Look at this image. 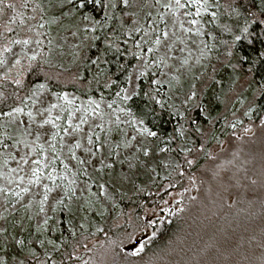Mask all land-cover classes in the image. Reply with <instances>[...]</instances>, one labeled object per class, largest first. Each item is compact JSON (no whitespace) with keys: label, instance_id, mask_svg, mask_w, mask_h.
I'll list each match as a JSON object with an SVG mask.
<instances>
[{"label":"snow or ice","instance_id":"obj_1","mask_svg":"<svg viewBox=\"0 0 264 264\" xmlns=\"http://www.w3.org/2000/svg\"><path fill=\"white\" fill-rule=\"evenodd\" d=\"M145 8L155 9L157 15L154 16L151 10L147 11L143 18L148 22V26L145 27L144 24L135 20L133 23L137 26L129 30L127 35L132 36L133 32L143 33L139 39L133 40L135 47L139 49L133 55L147 71H140L138 75H135V79H133V74L128 75L126 81L127 85L132 88L131 93H129V87H122L115 93L122 103L126 104L141 94L137 91L141 89L143 83L141 78L151 72L152 78L148 91H143V95L150 97L156 105L163 109L167 100L171 98L167 95L164 99L160 98L163 87L168 85L172 89L175 84H180L181 77H185L189 91L186 98L181 100V104L189 105L199 100L200 93L204 91V86L208 81L220 83L216 79L219 68L230 66L233 72H238V75L233 77V84L239 83L241 89L254 90L243 115L248 116L250 112L264 108V0H0V38H7L9 34L18 30L35 33L36 37H40L43 33L37 29H45L51 24L62 26L63 20L67 17L73 20L77 17L83 21L94 20L95 25L91 31L95 32L96 27L102 26L101 20L93 15L97 9L100 10V15L105 20L118 11L122 14L120 19L123 23L125 18L131 20L134 16L138 17L139 12ZM26 9L30 10V15L25 13ZM209 25L213 27L209 29ZM83 31L86 34L89 29L85 27ZM77 34L78 32H71L72 36H77ZM91 39L99 40L100 36H92ZM106 42L110 47H115L110 41ZM10 43L23 46L35 44L40 47L44 41L28 37L11 39ZM47 43L49 52L54 53L57 49H61L59 44L53 45L52 39H48ZM123 43L127 45L128 40L125 39ZM73 47L78 49L80 45ZM214 49L222 52L223 58L221 55H211ZM11 50V47H3L2 52ZM116 50L120 51L119 48ZM150 54L151 58H149ZM25 55L27 56V53ZM39 55L36 53L28 56V59L36 61ZM72 55L77 66L74 69H64V71L66 73L75 72L77 78H80L78 64L80 57L77 52H73ZM89 59L92 64H96L99 57ZM42 62L45 65L49 64L47 58ZM5 63L4 59H0V65ZM15 64H20V60L17 59ZM197 66L202 70L200 75H193L192 80H187L188 75L192 74ZM121 67L124 66L121 65ZM14 82L18 85L22 83L20 79ZM116 84L117 80H111L104 86L111 88ZM176 91L178 92L179 89ZM57 95L59 99L67 101L68 105L73 104V100L68 99L67 93L62 96ZM24 99L32 100V97L28 96ZM3 102V93H0V104ZM113 103L107 104L111 113L102 112L100 104L92 100L89 101V108L83 109L82 115H78L81 113L80 108L73 111L62 109V111H67V114L63 116V124L60 123L62 120L60 114L55 116L51 114L52 110L61 107L53 103L43 110L47 116L39 123L36 122L31 111L27 113L29 122L24 129V134L34 136V139L20 140L7 134L4 138H0V181H6V184L0 183V206L4 208V211L0 212V221H8L9 208L13 212L19 211L16 207L19 204L25 211L34 207L36 209L34 215L42 217V223L37 225L35 232L46 230L51 219L46 209V206L50 204V197L55 202L52 211H55L57 206L62 214L67 212L69 216L74 211H86L83 205L79 204L78 192L82 194L87 190L96 196L97 193L92 191L93 186H96L99 196H106V182L99 183L98 174H106V169H115L117 164L126 166L129 170L148 168L158 153L169 151L182 153L184 163L189 168L198 165L202 158L209 162L216 159V156L209 150L208 143L205 142V132L201 121L207 122L208 116L199 103L195 105V111L199 117H193L190 120L194 132L198 134L199 146L178 145L176 149L169 147L176 139L175 136L160 140L153 147L148 138H158V133L147 127L144 119H137L133 116L131 120H121V116L115 114ZM40 111L37 109L38 113ZM23 112L24 107L19 106L11 107L10 111L0 109V121L8 118L9 122H13L16 120V115ZM119 112L132 115L131 108H120ZM110 115H115L111 123L128 137L115 144L107 137L102 139L100 135L101 132L107 133L112 130L105 128L103 123L105 117ZM176 115L186 118L184 112L178 111ZM90 117H99L102 122L93 126L89 123ZM74 119L77 120L76 123H73ZM19 123H24V121H19ZM242 123L243 121L236 120L230 127L235 129L238 124ZM34 124L37 129L35 132L31 130ZM121 124L131 127L132 132L136 134L130 135L120 128ZM261 124L264 125V119L261 120ZM84 125H89V133L86 134L87 147L82 143V137L77 138L83 133ZM4 126V123L0 122V128ZM46 126L50 128L46 129ZM96 129L99 131H95ZM248 130L245 129V131ZM185 131L182 126L176 130L180 137L185 135ZM66 137L71 138L72 142L68 143L65 140ZM193 144L195 145V141ZM21 145L26 149L22 154L19 152ZM219 146L222 147V142ZM65 149H67L66 153ZM105 149H107L106 152ZM77 150H81L82 155L78 156ZM123 152L128 154L123 155ZM106 160L111 162L106 163ZM70 161H76V164L71 165ZM10 162H14L16 166L8 167ZM233 165L234 161H228L226 165H217L218 170L214 173L217 178H227L229 188L226 191L229 194L231 187L252 188L257 184V180L248 175L246 169L244 177L236 173L229 175L230 166ZM88 166H93L92 173L88 171ZM240 170L237 168V173ZM184 174L181 170L180 175ZM193 183H195L194 179ZM13 184L15 188L10 187ZM26 197L29 199L27 203H24ZM32 218V216L28 217V219ZM11 223H15V218ZM69 224L70 221L65 224V228H68ZM99 231L104 232V229L101 228ZM6 232H8L7 228L0 227V250H2L3 242L9 239L14 241L12 246L18 249L13 257L14 264H68L69 261L79 258L75 253H64L61 246L52 239L46 241L48 245L53 246L51 251L44 247L45 240L36 241L42 248L41 253L36 247H28L25 239H17L11 233L6 236ZM71 235L75 236V232L72 231ZM83 247L87 249L88 246L85 244ZM143 251L144 245L140 244L130 254L139 256ZM54 255L59 257V261L54 259ZM200 255L202 259L210 261L211 264H230L235 257H239L247 264H264V228L260 229L259 234L253 229L250 235L238 240L226 237L222 243L217 242L206 246L201 250ZM0 264H5L2 255H0Z\"/></svg>","mask_w":264,"mask_h":264},{"label":"trees","instance_id":"obj_2","mask_svg":"<svg viewBox=\"0 0 264 264\" xmlns=\"http://www.w3.org/2000/svg\"><path fill=\"white\" fill-rule=\"evenodd\" d=\"M149 10L153 12L154 16L157 15L155 9L145 8L139 12L138 17L134 16L131 20L125 18L124 22L121 23L122 14L118 11L105 20L100 15V10L97 9L93 15L101 20L102 26L96 27L95 32L91 31L95 25L94 20L83 21L79 17L75 20L71 17L65 18L62 26L51 24L47 25L45 29H37L43 33L40 37H36L35 33L26 31L28 37L42 39L44 43L40 47L34 44L36 53L40 55L24 71L20 78L22 81L20 85L14 82L16 79H10L8 75L0 74V93H3L4 99V102L0 104V109L10 111L11 107H24V112L17 114L15 121L9 122L8 118H3L0 121L5 125L0 128V138H4L7 134L20 140H32L34 136L24 134V129L29 122L27 116L29 111L33 113L36 122L39 123L47 116L43 110L47 109L50 104H58L61 107L52 110L51 114L52 116L60 114L62 116L60 123L63 124V116L67 114V111L80 108L81 113L78 115H82L83 109L89 108L90 100L99 103L100 109L104 113H111L107 104L114 102L113 109L116 110L115 114L121 116V120H131L133 116L137 119H144L145 125L158 133V138H148L153 147L158 141L175 136L176 139L169 145L172 149H176L178 145L199 146L198 134L194 132L190 122L191 118L199 117L195 111L197 103L205 109V114L208 116V121H201V125L209 149L226 140L232 133L248 125L258 123L264 118V108L250 112L248 116L243 115L254 90L241 89L239 83L234 85L233 77L238 75V72H233L230 66L219 68L216 79L220 83L208 81L204 86V91L200 93L199 100L189 105L181 104V100L186 98L189 91L185 77H181L180 84H175L172 89L168 85L163 87L160 98L164 99L165 95L171 97L163 109L156 105L150 97L143 95V91H148L152 78L151 72L141 78L143 81L141 89H137L141 94L126 104L122 103L115 93L122 87H129V93H131L132 88L127 85L126 81L128 75L133 74V79H135V75H138L140 71H147L133 55L139 51L133 40L139 39L143 33L133 32L132 36H128L127 32L137 26L133 23L135 20L147 27L148 22L143 17ZM24 11L27 15L31 14L30 10ZM85 27L89 29L86 34L83 31ZM208 27L211 29L213 26L209 25ZM71 32H78V34L72 36ZM15 33H12V36L17 38L18 35ZM92 36H100V39L92 40ZM225 36L227 37V34ZM48 39L53 40L54 46L59 44L62 51L57 49L54 53L49 52ZM125 39L128 40L127 45L123 43ZM4 41V38H0V44ZM106 41H110L115 47H110ZM77 44L80 45L78 49L73 47ZM116 48H119L120 51H117ZM73 52H77L80 57L78 61L80 78H77L75 72L66 73L64 71V69H74L77 66L74 63ZM211 55H221L223 58L222 52H217L215 49ZM97 57L99 59L96 64H92L89 58L96 59ZM45 58L49 60L48 65L42 62ZM149 58H151V54ZM121 65L124 67L122 68ZM200 71L202 70L198 66L194 68L187 80H192L193 75H200ZM111 80H117V84L111 88L105 87V83ZM176 89L179 91L177 92ZM13 93L16 95H12ZM65 93H67L69 100H73L72 105H68L67 101L58 98L57 94L62 96ZM28 96H31L32 100L24 99ZM46 98L47 101L45 102ZM120 108H131L132 115L120 113ZM37 109L41 111L38 113ZM62 109L67 111H62ZM186 109H190V111H186ZM178 111L184 112L186 118L176 115ZM114 119L115 115L106 116L103 121L105 128L112 130L107 133H100L102 139L107 137L113 144L128 138L123 131L117 130L116 126L111 123ZM236 120H241L243 123L238 124L233 129L230 125ZM19 121H24V123H19ZM76 122L77 120L74 119L73 123ZM101 122L99 117H90L89 120L93 126ZM181 126L186 130L183 137H180L176 132ZM47 128L50 126H46ZM120 128L130 135L136 134L126 124H121ZM31 130L33 132L37 130L35 124ZM95 131H99V129ZM88 133L89 125H84L83 133L77 137L78 139L82 137V143L86 147L88 146L86 135ZM92 134L94 137V132ZM65 140L68 143L72 142V139L68 137ZM193 141H195V145ZM161 146H163L162 143ZM9 150H12L11 147ZM24 151L26 149L21 145L19 152L22 154ZM66 151L67 149H65V153ZM106 151L107 149H105ZM127 154V152H123V155ZM77 155H82V151L77 150ZM141 159H143L142 156ZM205 161L202 158L198 165L189 168L184 163L182 153L169 151L158 153L148 168L129 170L126 166L117 164L115 169H106V174H98V182H106V196H99V190L96 186H93L92 189L93 192L97 193L96 196L87 190L82 194L78 192L79 204L83 205V209L86 211H74L71 216L67 212L62 214L58 206L55 211H52L55 202L50 197V204L46 206V209L47 215L51 219L46 230L39 233L35 232L37 225L42 223V218L34 215L36 211L34 207L25 211L19 204L16 205L19 211L13 212L9 208L8 221H0V227L8 229V232L5 233L6 236L11 233L17 239H25L28 247H36L37 251H41V253L42 248L36 241L45 240L44 247L51 251L53 246L48 245L46 241L48 239L54 240L56 244L61 246L64 253H75L79 257L69 261L68 264H92L93 258L97 254L106 252L107 249L110 250L111 257L109 264H175L182 262L185 261V256L190 248L189 245L179 246L181 243L175 239L177 234L183 230L181 216L185 209L188 210L189 199L185 200L186 196H183L181 201L169 205L166 203V199L170 191H182L189 177L196 173ZM65 162L69 163L68 160ZM105 162L111 161L106 160ZM70 164L75 165L76 161H70ZM15 166L14 162H10L8 165V167ZM181 170L185 173L183 176L180 175ZM88 171L92 173L93 166H88ZM0 183L6 184V181H0ZM10 187L15 188V184ZM28 199L26 197L24 203H27ZM253 210L262 213L263 207L259 203L257 208L254 206ZM3 211V206H0V212ZM147 211H158V216L145 218ZM237 212L242 213L241 211ZM29 216L33 218L28 219ZM13 218H15L14 224L11 223ZM69 221L68 228H65V224ZM101 228L104 229V232L99 231ZM72 231L75 232V236L71 235ZM135 233L139 237L133 240ZM90 241L96 242L92 246H88L87 249L83 247ZM140 244L144 245V251L139 256L131 255L130 253ZM175 244H177L176 249L171 246ZM12 245H14V241L11 239L2 244L0 255L4 256L5 264H14L13 257L17 254L18 249ZM54 259L59 261V257L55 255Z\"/></svg>","mask_w":264,"mask_h":264},{"label":"rangeland","instance_id":"obj_3","mask_svg":"<svg viewBox=\"0 0 264 264\" xmlns=\"http://www.w3.org/2000/svg\"><path fill=\"white\" fill-rule=\"evenodd\" d=\"M15 34L18 35L17 38L9 34L0 44V59L6 61L5 64L0 65V74L8 75L10 79H20L32 64L28 56L36 53L34 44L12 45L11 39L28 38L26 31L18 30ZM3 47H11L12 50L2 52ZM17 59L20 60V64H15ZM245 129L249 130L245 131ZM219 145H213L209 149L216 159L211 162L206 160L199 170L189 177L182 191L172 190L166 199L168 205L181 201L183 196H186L185 200L189 199L188 210L185 209L181 216L183 230L177 234L175 241L181 243L179 246L189 245L190 249L185 261L175 264H211L200 255L201 250L206 246L222 243L226 237L233 240L247 237L253 229L259 234L260 229L264 228V125L261 121L248 125L232 133L222 142V147ZM228 161H234V165L230 166L229 175L236 173L244 177L246 169L247 174L257 180V184L252 188L231 187L229 194L226 191L229 188L227 178H217L214 174L218 170L217 165H226ZM237 168L241 169L238 173ZM259 203L263 207L262 213L253 210ZM148 216L157 217L158 211H147L145 218ZM133 236V240L139 237L136 233ZM95 242L90 241L87 246L90 247ZM171 246L176 249L177 244ZM110 262V250L107 249L106 252L97 254L92 264ZM230 264H247V262L235 257Z\"/></svg>","mask_w":264,"mask_h":264}]
</instances>
